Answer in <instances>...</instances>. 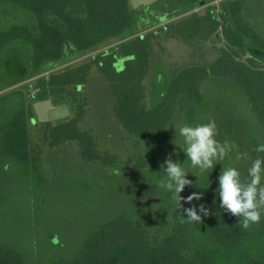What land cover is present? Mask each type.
Masks as SVG:
<instances>
[{
	"label": "trees",
	"instance_id": "trees-1",
	"mask_svg": "<svg viewBox=\"0 0 264 264\" xmlns=\"http://www.w3.org/2000/svg\"><path fill=\"white\" fill-rule=\"evenodd\" d=\"M197 1L158 0L152 8L163 13L161 21ZM195 23L185 31L173 22L159 33L135 36L153 22L131 0H0V264H264V215L245 229L218 195L226 169H236L247 187L260 160L259 204L264 70L234 57L231 65L222 58L221 71L218 58L168 67L161 55L167 41L192 38ZM114 42L78 66L46 74ZM118 57L125 59L121 71ZM96 66L110 80L118 123L134 146L132 159L121 162L102 151L97 134L80 125L89 112L80 89ZM210 81L229 85H202ZM45 98L68 103L71 116L39 121L34 103ZM177 115L182 126L215 121L225 152L218 151L211 169L191 165L186 143L173 144L167 136L165 148ZM74 147L83 170L77 183L67 184L59 155ZM169 157L192 181L179 194L180 206L166 188ZM86 165L101 168L100 191L82 175ZM110 182L120 184L124 195L100 208L96 199L112 191ZM70 188L90 197L57 198ZM193 193L200 198L187 202ZM192 208L201 222L188 221ZM66 213L74 228L62 219Z\"/></svg>",
	"mask_w": 264,
	"mask_h": 264
},
{
	"label": "flooded vegetation",
	"instance_id": "flooded-vegetation-1",
	"mask_svg": "<svg viewBox=\"0 0 264 264\" xmlns=\"http://www.w3.org/2000/svg\"><path fill=\"white\" fill-rule=\"evenodd\" d=\"M157 1L148 5H141L145 8L149 23L153 22V24L137 32L135 36L154 30L159 33L162 26H167L173 22L181 25L185 31L188 27L186 24L194 20L196 23L192 38L186 39L182 36L180 39L167 41L168 47L176 40L180 47L189 50L186 53L185 61L183 64H179V67L193 59L197 62L204 60L207 62V60L212 61L218 58L221 61V67L218 69L221 71L222 58L226 57L227 63L231 65L234 57L244 64L264 70V62L256 59L250 53V47L264 50V0H198L196 3L187 2V5L177 15L161 21L159 19L163 13L155 14L152 8V5ZM165 52H167L166 49H164V57L167 56ZM120 58L122 57H118V60ZM166 62L168 67H176L177 65L167 60ZM202 85H229V83L210 81L209 83L203 82ZM34 112L38 119L35 110ZM132 157L133 154L129 158L132 159Z\"/></svg>",
	"mask_w": 264,
	"mask_h": 264
},
{
	"label": "rangeland",
	"instance_id": "rangeland-1",
	"mask_svg": "<svg viewBox=\"0 0 264 264\" xmlns=\"http://www.w3.org/2000/svg\"><path fill=\"white\" fill-rule=\"evenodd\" d=\"M116 44L117 43L114 42L112 44L102 46L98 50L92 51L88 54H85L68 62H65L55 68H52L51 70L47 71L46 74L50 73L51 71L62 70L68 65L78 66L83 62L90 60L92 58V55H94L95 53H99L108 48H112ZM166 50L167 52H165V54L168 56H165L167 58L166 60L177 65L183 64L186 58V53H188L189 51L188 49L180 47L176 40L172 45L167 47ZM161 55L164 57V51L161 53ZM124 61V58H120L118 60L117 66L119 67V71L124 68ZM103 71L104 69L102 67L100 68L99 66H96L92 70V73H90L88 81L84 83L82 88L80 89L82 95L84 96V99H87L89 101H87V107L89 108V112L82 119L80 125L84 129L93 130L97 134L99 140L98 143L102 151L108 150L112 153L117 154L118 159L123 162L130 159L129 157L133 154L134 147L132 144V140L129 137L128 131L121 128L122 126L118 123L117 115L114 111L113 95L110 90V80L107 77V74H105ZM27 81L21 82L6 90L19 87ZM178 116L180 115H177V117H175L171 122L172 127L168 130L165 138L168 136V139H174L173 144L177 143L182 146L183 144H185L184 138L179 135V128L182 127V118ZM167 138L165 140V143L163 144L166 149H169V140ZM70 150L71 151L66 155L64 153V155L62 156L59 155V162H61L64 172V177L62 176L61 179L67 184L75 182L77 183L79 181V177H76V173L79 170V172L83 170L81 168L83 165V161H80L79 159L78 155L80 154L77 153L78 149L74 147ZM85 169L87 170H85L82 175H84L87 181H90L93 188H96L100 191L101 187H105L101 186V184L105 181L104 177L101 176V174H103V172H101V168L95 169L93 165H86ZM107 185L112 186L109 190H112L115 193L112 191L106 192L102 196L100 193L96 199V202L100 204V208L101 203L105 207H111L112 200H114L115 202L117 200H121L122 195H124L123 187L120 184L118 185L117 182H110ZM78 190L79 193L70 188L69 195H62V197L64 198L57 196V198H61L66 201H71L75 199V197H73L72 195L73 193L77 196L78 194H80V198H85L84 201H87L90 195L86 194L81 189ZM62 219L67 222V227H75L68 213L62 215Z\"/></svg>",
	"mask_w": 264,
	"mask_h": 264
},
{
	"label": "clouds",
	"instance_id": "clouds-1",
	"mask_svg": "<svg viewBox=\"0 0 264 264\" xmlns=\"http://www.w3.org/2000/svg\"><path fill=\"white\" fill-rule=\"evenodd\" d=\"M179 135L184 138L187 145L186 154L193 167H199L201 170H208L213 167V159L225 152V147L220 146L216 139L218 135L217 125L214 120L208 123L191 126L185 124L179 128ZM264 151V144L257 149ZM261 161L257 160L250 169L252 177L247 187H243L239 180V173L234 168L226 169L220 176L219 197L222 201V207L230 211L233 215L242 217L239 224L247 229L253 223H259L264 215V188L259 189V204L257 203V185L261 182ZM163 167V166H162ZM168 182L166 188L174 193L180 206V193L186 185L192 181L186 179V170L178 163H173L171 158L167 160ZM164 181H159V186H164ZM198 193H193L187 197V202L193 199H199ZM203 211V206H201ZM189 222H201L194 208L187 209Z\"/></svg>",
	"mask_w": 264,
	"mask_h": 264
},
{
	"label": "water",
	"instance_id": "water-1",
	"mask_svg": "<svg viewBox=\"0 0 264 264\" xmlns=\"http://www.w3.org/2000/svg\"><path fill=\"white\" fill-rule=\"evenodd\" d=\"M157 0H131L133 6L138 8L142 4L148 5ZM250 53L256 59L264 62V50L250 47ZM35 111L38 116V120L41 122L53 121L61 118L69 117L72 113L68 103L54 104L52 98H45L38 100L34 103Z\"/></svg>",
	"mask_w": 264,
	"mask_h": 264
}]
</instances>
